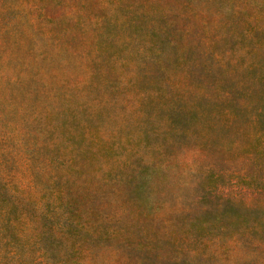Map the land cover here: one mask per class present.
Listing matches in <instances>:
<instances>
[{
  "label": "rangeland",
  "instance_id": "rangeland-1",
  "mask_svg": "<svg viewBox=\"0 0 264 264\" xmlns=\"http://www.w3.org/2000/svg\"><path fill=\"white\" fill-rule=\"evenodd\" d=\"M0 264H264V0H0Z\"/></svg>",
  "mask_w": 264,
  "mask_h": 264
}]
</instances>
